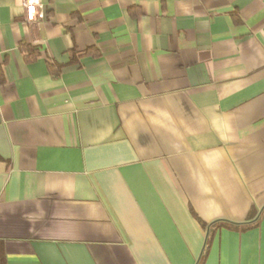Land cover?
<instances>
[{
    "label": "crops",
    "instance_id": "1",
    "mask_svg": "<svg viewBox=\"0 0 264 264\" xmlns=\"http://www.w3.org/2000/svg\"><path fill=\"white\" fill-rule=\"evenodd\" d=\"M41 3L0 0V264H198L259 216L201 264H264V0Z\"/></svg>",
    "mask_w": 264,
    "mask_h": 264
},
{
    "label": "trees",
    "instance_id": "2",
    "mask_svg": "<svg viewBox=\"0 0 264 264\" xmlns=\"http://www.w3.org/2000/svg\"><path fill=\"white\" fill-rule=\"evenodd\" d=\"M20 50L22 52L25 53V57L28 61L30 60H33L35 58H37V56L39 55L40 53V48L37 47V46H34L33 44H30L28 42H21L20 43ZM90 49L84 51L83 53H81L80 55H84L86 53L89 52ZM76 51V50H74ZM53 62V61H52ZM52 62L50 61V64H52ZM0 75L3 76V70L0 66ZM264 212V209L262 210V213L261 215L263 214ZM260 216L258 218H256L254 221H246V222H242V223H234V222H225V221H215V222H212L210 224H205L206 225V229H207V236H206V243H205V246H204V251L202 252V255L200 257V260H199V263L198 264H201V262H203L205 256H206V252L208 251V248H209V245H210V242L212 240V237L215 233V231L219 228H222V227H228V228H233V229H249L251 228L252 226L254 225H257L259 224V221H260Z\"/></svg>",
    "mask_w": 264,
    "mask_h": 264
},
{
    "label": "built area",
    "instance_id": "3",
    "mask_svg": "<svg viewBox=\"0 0 264 264\" xmlns=\"http://www.w3.org/2000/svg\"><path fill=\"white\" fill-rule=\"evenodd\" d=\"M22 1L25 9V20L27 22H34L44 16V12L42 11L43 3H41V0H22Z\"/></svg>",
    "mask_w": 264,
    "mask_h": 264
},
{
    "label": "clouds",
    "instance_id": "4",
    "mask_svg": "<svg viewBox=\"0 0 264 264\" xmlns=\"http://www.w3.org/2000/svg\"><path fill=\"white\" fill-rule=\"evenodd\" d=\"M32 11H34V10H32ZM30 18H31V16H30Z\"/></svg>",
    "mask_w": 264,
    "mask_h": 264
}]
</instances>
